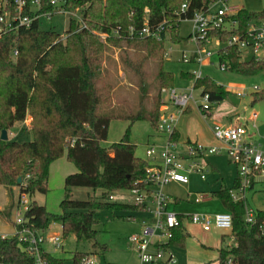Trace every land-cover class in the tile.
Instances as JSON below:
<instances>
[{"label": "trees", "instance_id": "trees-1", "mask_svg": "<svg viewBox=\"0 0 264 264\" xmlns=\"http://www.w3.org/2000/svg\"><path fill=\"white\" fill-rule=\"evenodd\" d=\"M5 1V9L12 12L14 0ZM39 1L40 6L35 7L28 0L23 15H52L58 9L70 12L79 9L85 27L77 29L79 21L70 18L69 27L62 34L40 29L39 18H36L28 26L14 25L16 27L0 38V131H8L15 123L31 116V140L0 139V185L8 188L11 196L5 212L8 218L17 207L18 198L14 199L12 191V187L17 186L19 195L26 193L30 198L24 218L32 230L46 235L51 222H59L63 237L73 234L77 242H92L94 250L73 252L72 264H81L99 246L94 242L97 233L95 211L140 210L132 204L109 201L108 197L117 190L143 187L147 177L149 164L135 154L136 146L130 141V125L119 141L108 147L101 145L107 137L110 120L127 118L131 123L145 120L156 130L161 113L158 108L162 99L160 92L153 110L142 107L125 116L102 110L109 107L111 99L110 87L100 84L104 53L125 43L143 47L149 56L162 59L163 42L131 38L127 34L128 27H140L145 9H148L151 25L165 22L172 43L184 44L190 35H180V22L190 20L195 11L205 10L213 0H64L60 8L53 6L50 0ZM183 3L187 8L181 11ZM3 11L0 8V14ZM227 20L229 27L209 32L211 38L216 37L221 43L218 59L225 63L226 71L237 76H253L264 71V59L257 60L250 54L242 58L237 48L226 45L230 36L245 31L250 21L264 20V9L253 12L240 8ZM115 30L117 34L113 33ZM101 34H105V41L101 40ZM13 50H17L15 57ZM157 76L160 88L172 86L173 74L165 71L162 64ZM194 88L201 89L202 94L207 93L212 105L230 96L223 85L209 76L195 80ZM251 94L252 103L264 99V89ZM171 138L177 140L178 134L174 132ZM62 157L73 164L76 171L65 176L60 211L54 214L33 198L36 193L47 192L50 165ZM25 173L29 177L24 178ZM18 177H21L20 183ZM235 183L236 186L238 179ZM74 187L100 189V198L73 199ZM230 189L222 182L215 194L232 215L231 234L236 245L231 249H219L218 264H224L228 256L234 264H264V238L258 236L255 227L245 223L244 204L232 199ZM185 239L182 227H178L169 243L183 247ZM40 249L51 264H62L61 259L47 253L42 246ZM99 249L105 251V246L100 245ZM0 262L35 264L17 235L0 236Z\"/></svg>", "mask_w": 264, "mask_h": 264}, {"label": "rangeland", "instance_id": "rangeland-1", "mask_svg": "<svg viewBox=\"0 0 264 264\" xmlns=\"http://www.w3.org/2000/svg\"><path fill=\"white\" fill-rule=\"evenodd\" d=\"M63 1L56 0V5L53 6L60 8ZM227 5L236 8L233 13L240 8L257 12L264 9V0H229ZM214 7L217 8L218 6ZM0 8L4 10L3 14L8 17L10 14L14 15L13 13H15L14 8L12 12L5 9V0H0ZM70 18H76L79 21L80 25L77 29L83 27L84 22L81 21L79 9L71 11V13L55 12L50 17L41 16L39 27L42 30L52 29L64 34L69 27ZM179 31L182 37H187L191 32V21L188 19L182 20ZM64 37L65 35H63V39ZM100 38L105 41L106 37L101 34ZM166 41L168 40L162 41L165 48L162 59L149 56L143 47L127 46L125 43H122L119 48L114 47L112 52L104 53L101 62L100 84L110 87L109 94L111 98L109 107L102 108L104 112L116 116H125L136 113L142 107L146 110H153L157 105L156 98L163 88H160L157 76L161 64L165 71H170L173 74V88L182 91L192 88V81L181 78L180 72L193 71L197 67L181 61V55L183 51L189 54L192 53L196 49L195 44L191 40L184 44H168L165 43ZM170 44L173 49L169 54H166V49ZM220 46L219 40L212 38L205 46V50L217 52ZM246 56V54H241L242 58ZM261 59H264V56ZM215 60H218L217 54H213L211 63ZM208 66L202 71L203 75L209 76L216 83L229 89L230 95L239 99V102L231 101L228 96L214 105L211 104V108L207 110V117L203 118L198 109V105L201 104L200 90L194 89V101L190 100L189 102L190 111L180 116L179 126L182 138L193 134L195 130L208 134V127H210L208 125H211V123L223 125L247 124V118L252 112L258 114L256 123L259 129L264 131V99L252 103L251 94L254 91L264 89V71L253 76H237L227 71H220L215 65L209 64ZM254 87H257V89H254ZM161 96V104H158V108L162 111L166 105L168 95L161 93ZM28 117L31 118L28 115L24 122H17L8 129V139L19 142L31 140L30 124L27 123ZM148 124L145 120H137L131 123L127 118H113L109 123L107 137L101 141V145L108 147L113 142L119 141L130 125V141L136 146L135 154L140 159L148 162L149 158L145 154L147 143L155 144L151 141L152 136H147V130L145 129H148V126L151 127ZM152 130L154 129L152 128ZM181 141L182 139L178 142L179 146L183 144ZM205 161L208 167L205 179H201L198 174L192 173L189 174L187 184L170 183L163 187V192L170 198L169 210L185 215L192 213L213 215L224 211L220 200L213 195V192L218 189L221 181L227 186L233 184L236 176L235 165L223 153L220 155L207 154ZM72 166L74 165L72 164ZM26 175L28 174L25 173L24 178H27ZM64 177L63 174H59L53 168L51 175L49 174L48 177L47 192L34 195L33 199L44 205L50 213L55 214L60 211L59 202L64 196ZM257 188L258 197L250 201L249 205L256 209H262L264 207V191H261L263 190L262 186ZM71 193L73 199H99L101 190H94L89 187H74ZM203 194L208 196L207 199L201 202L194 201L196 196ZM14 195L15 198H18L19 192L15 191ZM111 195L113 199L110 200L108 197L109 201L133 204V195L129 190H117ZM175 198L178 199V203L174 202ZM0 212V229L12 228L13 223L11 222H14L16 208L12 212L11 218L5 216L6 209ZM147 215L146 212L140 210L98 209L95 211L94 229L97 233L94 242L99 246L104 245L105 251H101L98 246L93 255L100 260L101 264L129 263L133 246L128 242V236L140 231V220ZM51 224L50 233L61 235L60 223L51 222ZM184 224L187 231L185 244L183 247L173 250L175 258L173 264H217L218 250L224 248L225 243L231 241L229 237H224L225 240H222V235L227 234V231L214 226H211L209 231H203L198 224L192 223L188 219L185 220ZM61 238V246L59 247H54L49 242L45 245L53 252V257L62 260V264H72L74 251L90 252L94 250L92 242H77L73 234L66 237L61 235Z\"/></svg>", "mask_w": 264, "mask_h": 264}, {"label": "built area", "instance_id": "built-area-1", "mask_svg": "<svg viewBox=\"0 0 264 264\" xmlns=\"http://www.w3.org/2000/svg\"><path fill=\"white\" fill-rule=\"evenodd\" d=\"M229 0H213L205 10L195 11L192 15L190 39L196 46L193 51V60L197 64V69L192 71L193 82L203 77L202 67L205 64L215 65L220 71H226L225 63L215 60L211 63L213 54L217 52L205 50V46L212 39L209 32L217 28H227L230 22L227 20L233 15V6H228ZM28 0H14V15L6 16L0 14V38L17 25L28 26L33 19L50 14H36L33 17L23 15L24 8ZM31 5L40 6L39 0H30ZM52 5H56V0H50ZM218 6L215 8L214 6ZM187 5H181L184 11ZM215 8V9H214ZM56 12L71 13L63 9ZM83 22V20L81 19ZM16 25V26H14ZM85 24H83V27ZM117 30L113 31L117 34ZM127 34L131 38H150L156 41L168 40L171 43L168 27L165 22L151 25L148 21V9H145V17L140 27L129 26ZM105 36V34H102ZM216 38V37H214ZM218 39V38H217ZM219 40V39H218ZM172 44V43H171ZM169 45L166 52H170L173 47ZM220 45V41H219ZM226 45L235 47L241 54L252 55L259 60L264 56V20L250 21L242 33H234L226 41ZM166 53V54H167ZM17 55V50H13L12 56ZM191 56L183 51L181 60L189 62ZM192 88L182 91L177 88L163 87L162 94H167V103L174 108V112L164 111L157 121L156 131L166 135V141L161 145L147 144L145 154L149 158L147 177L143 187H133L128 189L133 195V204L146 212L148 215L141 218V228L139 232L128 236V242L133 246L135 252V264H173L175 258L174 247L169 243L174 236L175 230L182 226L184 220H190L198 224L203 231H209L211 226L224 229L230 234V243L226 249L234 247L235 240L231 234L232 215L228 211L207 215L205 213L180 214L168 209L170 198L163 192V187L170 183L187 184L189 174L195 173L201 179L206 178L207 154H218L224 150L229 160L236 166L238 184L230 189L231 197L234 201H242L244 204V221L249 226L257 229L258 236L264 238V209H256L249 205L247 193L254 186H263L264 191V134H261L256 123L258 114L252 112L247 118V124L243 125H223L213 123L211 127L214 139L219 142V146H205L198 142H186L179 146L177 140H172L171 136L175 132L177 115L184 112L190 100L194 101ZM257 89V87H254ZM201 104L198 108L206 118L207 110L211 108V100L207 93L200 92ZM165 102V104L167 105ZM176 113V114H175ZM249 122V123H248ZM255 137L256 139H254ZM74 140L72 141V143ZM159 158V162L156 159ZM152 161V162H151ZM154 161V162H153ZM29 177V175H26ZM204 195L196 196L195 201H201ZM112 200L113 196L110 195ZM29 197L22 193L18 197L14 218L15 233L24 249L34 258L35 264H51L42 256L40 246L47 242L54 247L61 246V235H43L34 231L26 225L24 212L29 207ZM8 237V236H1ZM0 264H4L0 262ZM81 264H101L100 260L93 254L87 255ZM224 264H234L231 256L224 260Z\"/></svg>", "mask_w": 264, "mask_h": 264}, {"label": "crops", "instance_id": "crops-1", "mask_svg": "<svg viewBox=\"0 0 264 264\" xmlns=\"http://www.w3.org/2000/svg\"><path fill=\"white\" fill-rule=\"evenodd\" d=\"M179 33H180V31H179ZM190 35V34H189ZM188 35V36H189ZM171 38V37H170ZM169 42V41H168ZM167 41L165 42V43H168ZM171 43H172V41H171ZM187 43V42H186ZM169 44V43H168ZM172 44H174V43H172ZM171 52V51H170ZM167 54H169V52L167 53ZM190 56H191V59H190V61L189 62H184V63H190V64H193V65H195L196 67H197V64L194 62V60H193V52L192 53H190ZM218 56V55H217ZM182 61V60H181ZM209 64H205L203 67H202V71L204 70V68H206V67H209L208 66ZM168 72H170V71H168ZM180 76H181V78H184V79H189V80H191L192 81V86L194 85V82H193V75H192V71H181L180 72ZM191 76V77H190ZM204 76V75H203ZM226 90H229V89H227V88H225ZM200 90V92H201V89H199ZM164 101H166V100H164ZM167 102V101H166ZM238 102H239V99H238ZM199 109V108H198ZM164 111H169V112H174V108L171 106V105H169V103H167V105H165L164 106V110H162L161 112L163 113ZM190 111V105H188V107L184 110V112L183 113H181V114H179L178 116H177V121H176V126H175V132L178 134V139H177V141L179 142L181 139H182V141L181 142H183V144L184 143H186V142H198V143H201V144H203V145H205V146H219L220 144H219V142H217L215 139H214V137H213V135H212V131H211V127H212V124L213 123H211V125H208V126H210V127H208V130H209V133L208 134H205V133H203L202 131H200V130H195L194 131V133L193 134H189V135H187L186 137H184L183 136V138H182V134H181V130H180V126H179V123H180V120H181V115H183V114H185V113H187V112H189ZM199 112L200 113H202L201 111H200V109H199ZM162 113H160V114H162ZM203 117V116H202ZM30 117H28V124H30ZM217 122V121H216ZM148 125H150V124H148ZM258 128H259V126H258ZM145 130H147L146 132H147V136H152L151 137V141L153 142V143H155V144H157L158 146H161L165 141H166V135H164V134H162V133H159L158 131H156V130H152V128L150 127V126H148V129H145ZM259 131H260V133L261 134H264V131H261L260 129H259ZM152 134V135H151ZM254 139H256L255 137H253ZM147 142H148V139H147ZM148 144V143H147ZM183 144H181V145H183ZM225 154V152H224V150H222L220 153H218L219 155L220 154ZM226 155V154H225ZM227 156V155H226ZM229 159V158H228ZM150 161V160H149ZM148 161V162H149ZM230 161V160H229ZM152 162V161H151ZM154 162V161H153ZM156 162H159V158H157L156 159ZM53 168L56 170V171H58L59 172V174H63V176H66L67 174H69V173H72V172H75L76 171V167H74V166H72V164L70 163V162H68L66 159H65V157H63V158H60V159H58V160H56V161H54V162H52V164L50 165V169H49V174L51 175V171H53ZM235 168H236V166H235ZM65 178V177H64ZM221 180H222V178H220ZM237 181V169H236V176H235V179H234V181H233V184L231 185V186H228V187H230V188H234L235 187V182ZM189 182V181H188ZM223 181H221V183H222ZM220 183V184H221ZM176 184H178V183H176ZM180 185H182V184H180ZM226 185V184H225ZM220 186V185H219ZM227 186V185H226ZM260 186V185H259ZM258 185L257 186H254V188L252 189V190H250L248 193H247V196H248V201L250 202V201H252L254 198H256V197H258V188L257 187H259ZM219 188V187H218ZM262 188H263V186H262ZM218 190V189H217ZM12 191H13V195H14V192L15 191H18V187L17 186H14V187H12ZM261 191H263V190H261ZM9 195V196H8ZM204 195V194H203ZM213 195L214 196H216V194H215V191L213 192ZM207 195H204V197H203V199L201 200V201H203V200H205V199H207ZM217 197V196H216ZM218 198V197H217ZM14 199L15 200H17V198H15V195H14ZM219 199V198H218ZM195 201V200H194ZM201 201H198V202H201ZM11 202V196H10V193H9V190H8V188H5L4 186H2V185H0V211H3L4 209H6L8 206H9V203ZM175 203H178L179 201H178V199L177 198H175V201H174ZM196 202V201H195ZM221 202V201H220ZM169 204H170V202H169ZM169 204H168V209H169ZM222 204V203H221ZM223 206V205H222ZM224 208V207H223ZM261 208V207H260ZM262 209H264V207H262ZM141 211V210H140ZM143 211V210H142ZM224 211H227L225 208H224ZM229 212V211H228ZM12 223V222H11ZM185 220L182 222V229H183V233L185 234V235H187V231H186V227H185ZM51 225L52 224H50V226H49V230H48V232H47V234L48 235H50V234H58V233H50V229H51ZM15 233V226H14V224H13V227L12 228H10V229H0V236H12L13 234ZM224 237H229L230 238V234H229V232H227V234H225V235H222V240L224 241L225 240V238ZM186 240V239H185ZM231 240V239H230ZM46 244V243H45ZM43 245V249L47 252V253H50L51 255H52V251L50 250V249H48L47 247H46V245ZM227 244H229V243H225V245H227ZM173 247H174V249L175 248H181V247H177V246H174V245H172ZM226 247V246H225ZM224 247V248H225ZM218 254H219V250H218ZM136 263V258H135V252H134V250H133V253H131V258H130V261H129V263L128 264H135ZM217 264H218V256H217Z\"/></svg>", "mask_w": 264, "mask_h": 264}, {"label": "water", "instance_id": "water-1", "mask_svg": "<svg viewBox=\"0 0 264 264\" xmlns=\"http://www.w3.org/2000/svg\"><path fill=\"white\" fill-rule=\"evenodd\" d=\"M229 99H230L231 101H233V102H236V103L238 102V99L235 98V97L232 96V95L229 96ZM161 113H162V112H161ZM0 139H2V140H7V139H8L7 131H6L5 129L1 130V133H0ZM20 181H21V177H18L17 182L20 183Z\"/></svg>", "mask_w": 264, "mask_h": 264}]
</instances>
